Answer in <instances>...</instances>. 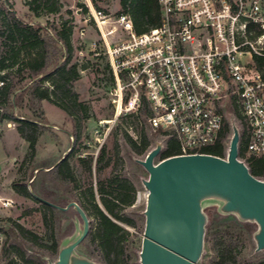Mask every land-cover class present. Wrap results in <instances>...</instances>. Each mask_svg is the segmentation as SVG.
<instances>
[{
    "label": "built area",
    "instance_id": "1",
    "mask_svg": "<svg viewBox=\"0 0 264 264\" xmlns=\"http://www.w3.org/2000/svg\"><path fill=\"white\" fill-rule=\"evenodd\" d=\"M157 3L160 26L137 35L128 15H113L84 0L86 21L100 42L91 43L92 52L101 46L106 59L109 122L138 117L160 137L162 150L172 139L175 156L208 155L231 107L240 124L239 142L245 141L239 160L264 157V69L254 61L264 57V1ZM146 200L147 191L137 190L132 206L145 207ZM0 204L11 207L10 200Z\"/></svg>",
    "mask_w": 264,
    "mask_h": 264
},
{
    "label": "rangeland",
    "instance_id": "2",
    "mask_svg": "<svg viewBox=\"0 0 264 264\" xmlns=\"http://www.w3.org/2000/svg\"><path fill=\"white\" fill-rule=\"evenodd\" d=\"M58 1L63 6L58 14L42 13L39 17H35L23 5L22 0H0V32L4 31L3 18L8 10L5 3L12 5L16 17L20 20L31 23L33 27H46L47 32L43 34L45 39H50V37L56 39V30L58 31L62 22L67 21L68 25L72 27L71 58L67 67L76 66V74L68 76L69 81L65 84L70 91L71 100L68 101L64 98L68 105H72L76 116L72 118L47 101L36 102L26 96L21 107L15 110L14 114L22 119L40 121L42 124V130L35 146L34 160L30 164L26 146L22 148L19 143L14 142V149H6V152L0 148V159H5V161L0 160V169L3 165H11L14 162L13 158L17 159L12 164L13 170H8L6 173L7 180L25 181L26 186L31 181L30 187L33 193L42 199L49 197L55 201L66 200L77 203V200L86 196L88 193L86 189L91 183L96 202L101 207L97 193L98 183L99 181L104 182L112 175L129 181L135 191L143 189L142 183L148 178V174L137 161L145 158L146 154L154 148V143L160 141V137L154 135L146 125H139L134 119H124L114 125L109 122L113 117V110L110 104V83L106 59L102 54L101 46L92 52L91 43L96 42L97 45H100V42L93 25L86 21L85 13L81 14L80 12L79 5H84V0ZM92 1L96 7L113 15L120 10L119 0ZM67 10H70L72 14H67ZM120 35L124 36V33H120ZM7 45L4 38L0 36V58L8 51ZM57 46L60 47L61 42ZM51 52L50 49V52L46 54L47 60L52 59ZM96 53L98 55H94ZM51 66L48 69H51ZM62 82L63 80L55 77L52 83L45 82L43 87L51 90L53 85ZM226 122L230 129L224 141L227 150L232 135L231 124L236 125L239 135L241 133L239 120L233 116L231 107L226 111ZM10 128L16 129V124L8 121L0 122V134ZM140 128H143L146 135L152 140V145L144 155L133 153L125 136L136 140ZM75 133L78 136L77 140L73 137ZM102 151L103 158L100 163H97ZM70 152L73 153L69 158L73 180L67 182L57 177L55 173L48 171ZM159 155L155 158V163L160 161ZM80 160H85V163ZM87 166H90V172L87 170ZM99 166L102 167L100 172L97 171ZM35 171L36 174H34ZM4 188L3 192L7 193L8 183ZM1 199L10 200L11 207L3 208L0 204V264H8L10 260L17 264L20 263L13 256L6 260L2 259L1 247L5 242L20 246L28 255L45 257L51 262L56 260L57 255L47 247L51 245L52 241L60 244L62 239L73 232V221L76 215L72 211H57L45 225L42 220L40 202L33 196L30 195L27 198L15 196L12 199L1 197ZM144 210L145 207L139 205L127 207L122 211L123 215L133 222L132 226L121 224L129 233L124 244L125 253L121 257L124 260L123 264H139L138 254L145 225ZM87 218L90 228L94 224V220L91 217ZM13 224L20 225L23 229L36 235L38 237L37 244L32 245L24 240L14 231ZM252 233L232 215L216 219L205 231L203 253L198 264L215 262L217 260L215 247L223 241L230 243L239 253L236 264H254L264 261V250L255 251ZM26 237L29 236L26 235ZM76 252L92 261L104 264L100 260L96 244L90 241L88 235L76 248Z\"/></svg>",
    "mask_w": 264,
    "mask_h": 264
},
{
    "label": "trees",
    "instance_id": "3",
    "mask_svg": "<svg viewBox=\"0 0 264 264\" xmlns=\"http://www.w3.org/2000/svg\"><path fill=\"white\" fill-rule=\"evenodd\" d=\"M22 3L35 17H39L42 13L49 15L58 14L63 8L58 0H22ZM118 3L120 7L118 14L122 13L129 16L135 34L140 35L160 26L161 16L157 0H119ZM5 4L8 10L3 18L4 31L0 32V36L4 38L9 49L0 58V81L3 82V86L0 87V122L8 121L16 124L17 133L27 143L28 158L30 164H32L42 124L40 121L22 119L20 116H16L14 111L21 107L24 98L28 96L30 100L36 102L47 101L72 118L76 116L72 110V105H68L67 101H64L65 99L71 100L70 91L65 84L69 81L70 76L76 74L75 65L67 67L71 58L70 38L72 36V27L68 25L67 21L62 22L58 31L54 28L56 30V39L52 37L45 39L43 34L47 32L46 27H33L31 23L20 20L16 17L12 5H8L9 3ZM79 6L81 14L86 13L84 5ZM66 12L67 14H72L70 10ZM59 42H61L60 47L57 46ZM50 49L52 51V54H50L52 59L47 60L46 54L50 52ZM254 61L260 70L264 69V57H254ZM50 65H52V68L48 69ZM14 67L16 69L13 70ZM55 77L63 80V82L53 85L51 90L43 87L45 82L52 83ZM58 90L60 95L57 93ZM236 116L238 115L236 114ZM124 119H134L139 125L143 124L138 117ZM229 132V125L225 124L219 140L205 152L208 155L224 158V141ZM125 136L129 147L136 155H144L152 145V140L146 135L143 128L138 131L136 140L127 135ZM73 137L75 140L78 138L76 133ZM72 154V152L68 153L54 169L48 172L55 173L60 179L71 182L73 178L69 158ZM175 155H177L176 143L174 140L169 139L165 143V148L160 152L159 160L161 161ZM244 157L245 141L241 137L238 147V158L243 159ZM102 158L103 151L97 163H100ZM80 161L85 163V160ZM244 163L254 178L258 180L264 179V157H248ZM86 168L90 172V166ZM101 168L99 166L97 171L100 172ZM11 188L18 196L25 198L30 196L25 181L12 182ZM86 191L88 192L86 196L77 200V204L87 217H91L94 220V224L89 228L88 238H90L92 243L96 244L100 260L104 264H123L124 260L121 257L125 253L124 244L129 233L121 224L132 226L133 222L124 216L122 211L133 205L135 188L129 181L121 179L117 175L108 177L104 182L99 181L97 193L99 194L101 207L96 202L91 183ZM44 200L60 207H65L69 203L66 200L55 201L49 197H44ZM40 209L43 223L47 225L48 220L54 216L57 210L43 203H40ZM68 211H72L76 215L72 209ZM205 213L207 215L205 231L208 230L209 225L213 221L223 217L217 215L214 208L205 209ZM240 224L250 232L255 230L253 224ZM13 229L28 243L37 244L38 237L36 235L17 224H13ZM26 235L29 237H26ZM58 247L59 244L52 241L47 248L57 255ZM215 248L217 260L212 264H236V258L239 253L230 243L223 241L218 243ZM10 256L17 258L18 262H20L19 264H46L42 258L28 255L20 246L5 242L1 247V257L6 260ZM8 264L17 263L10 260ZM254 264H264V261Z\"/></svg>",
    "mask_w": 264,
    "mask_h": 264
},
{
    "label": "water",
    "instance_id": "4",
    "mask_svg": "<svg viewBox=\"0 0 264 264\" xmlns=\"http://www.w3.org/2000/svg\"><path fill=\"white\" fill-rule=\"evenodd\" d=\"M231 131L225 158L187 155L155 163L162 151V143L156 141L145 158L137 161L148 174L142 183L147 200L139 264H197L203 253L207 208L253 224L255 251L264 250V181L254 178L239 160V131L234 123ZM30 184L29 194L40 203L76 213L73 232L60 242L56 260L42 257L46 264H100L76 252L89 232V220L81 207L75 202L65 207L54 205L35 195Z\"/></svg>",
    "mask_w": 264,
    "mask_h": 264
},
{
    "label": "crops",
    "instance_id": "5",
    "mask_svg": "<svg viewBox=\"0 0 264 264\" xmlns=\"http://www.w3.org/2000/svg\"><path fill=\"white\" fill-rule=\"evenodd\" d=\"M12 142H13V144H12ZM14 142L19 143V145L22 148H24L25 146L27 148V143L19 136V134L17 133L15 128L14 129L10 128L8 131H5L4 133L0 134V148L3 151H6V149L8 150L9 148L14 149L15 148ZM0 160L5 161L4 158H1ZM12 160L15 162L17 159L13 158ZM12 164L11 165H9V164L3 165L2 168L0 169V199H1V197H7V198L12 199L13 197L18 196L17 194H15L13 192V190L11 188V184H12L13 180L8 181L6 178L7 171L13 170ZM7 183H8L9 190L7 191V193H4L3 189H5L4 186H6Z\"/></svg>",
    "mask_w": 264,
    "mask_h": 264
}]
</instances>
